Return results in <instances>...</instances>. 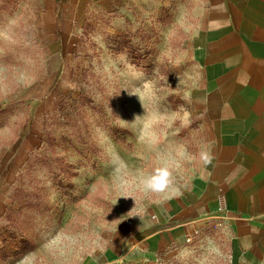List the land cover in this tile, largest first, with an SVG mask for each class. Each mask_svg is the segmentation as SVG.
<instances>
[{"label":"rangeland","instance_id":"1","mask_svg":"<svg viewBox=\"0 0 264 264\" xmlns=\"http://www.w3.org/2000/svg\"><path fill=\"white\" fill-rule=\"evenodd\" d=\"M135 5L0 0V264H98L131 248L197 164L182 149L186 31L163 5ZM162 167L169 189L146 191L141 177ZM200 241L109 264H229Z\"/></svg>","mask_w":264,"mask_h":264},{"label":"crops","instance_id":"2","mask_svg":"<svg viewBox=\"0 0 264 264\" xmlns=\"http://www.w3.org/2000/svg\"><path fill=\"white\" fill-rule=\"evenodd\" d=\"M60 1L80 11L163 5L172 25L186 31L179 81L189 140L182 149L197 164L154 204L151 218L137 223L132 247L107 248L98 264L140 255L168 259L200 240L213 247L216 261L264 264V0ZM52 41L55 50L63 48V38Z\"/></svg>","mask_w":264,"mask_h":264},{"label":"clouds","instance_id":"3","mask_svg":"<svg viewBox=\"0 0 264 264\" xmlns=\"http://www.w3.org/2000/svg\"><path fill=\"white\" fill-rule=\"evenodd\" d=\"M140 183L146 191L164 193L172 183V177L167 168H158L153 173L143 175Z\"/></svg>","mask_w":264,"mask_h":264},{"label":"built area","instance_id":"4","mask_svg":"<svg viewBox=\"0 0 264 264\" xmlns=\"http://www.w3.org/2000/svg\"><path fill=\"white\" fill-rule=\"evenodd\" d=\"M220 227H221L220 224L216 226V228H220ZM193 241H194V236H189V237L187 238V243H192Z\"/></svg>","mask_w":264,"mask_h":264}]
</instances>
